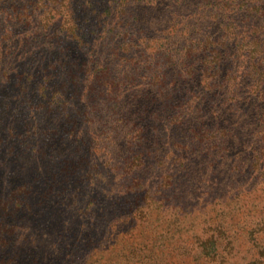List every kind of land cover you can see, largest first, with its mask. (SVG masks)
Listing matches in <instances>:
<instances>
[{"label":"rangeland","instance_id":"374dc122","mask_svg":"<svg viewBox=\"0 0 264 264\" xmlns=\"http://www.w3.org/2000/svg\"><path fill=\"white\" fill-rule=\"evenodd\" d=\"M204 2L0 0V264H264V49L225 29L263 34L264 0L188 39L217 75L136 76Z\"/></svg>","mask_w":264,"mask_h":264},{"label":"trees","instance_id":"16d2710c","mask_svg":"<svg viewBox=\"0 0 264 264\" xmlns=\"http://www.w3.org/2000/svg\"><path fill=\"white\" fill-rule=\"evenodd\" d=\"M220 1L227 0H205L202 6L197 10L195 15L188 16V18H186L180 25H176L173 27L175 33H173L172 35H170V31L168 32V34H166V32L160 33V38L163 42L159 45L157 51L153 52L151 56L149 55V57H146L143 62L141 60V63L139 62L137 64V68H140L143 73L139 71L138 73H136V76H142L143 79L147 81L148 86H154L156 89H160V93H165L167 91L168 85H171V80L169 79L176 73H179V71L188 78H191V76L193 75L194 70L191 65L181 66L183 59L189 58L192 52L201 53L199 57L202 61L200 63V66H202L203 74L211 72L213 73L214 68L218 67L220 60H223L225 58L230 59L231 54L230 52L226 51H220L212 58L208 53L210 46L212 47V43H210L207 38L204 41L202 40V44H197L196 46L192 45L191 41L188 42V39L190 38L193 40V37H195L194 35L198 32V30H200L201 28L204 29L203 27L206 26L209 20H211L215 16H218L219 10H222L223 7H225L224 5L228 3L226 2L223 5L220 3ZM256 1H258L259 4L258 8H260L263 0ZM258 8L255 10L257 11ZM249 17L250 16H245L246 19L243 20L242 24H233L231 27H228L227 24L225 26L226 30H232L230 34H232L233 39L237 41L236 55L234 56V58H231V61H235L240 58L253 59L255 56H257V54L261 53L262 49H264V33H261V28L257 27V25L252 27L254 33L251 36V41H249L248 43L246 42L245 44L244 40L246 39V36L244 33H242L241 30H243L244 25L246 24V22H248ZM109 23H111V21ZM225 29H223L222 39L220 40L221 46H225L226 44L224 43H228V41L232 38L227 37V32L224 33ZM248 45H251L253 50H244V47ZM154 54L155 56L152 57ZM211 65L214 66L211 67ZM263 66V64L260 65L258 62H256L253 66L255 69L253 73L255 74L256 70H259V68L264 69ZM215 73L217 75L218 70L216 72L214 71L213 74L215 75ZM76 76L77 75H72V80H76ZM208 77L209 76L205 78ZM190 101H192L191 98L189 101L187 100L186 103ZM190 107L193 106L190 105L189 108ZM136 123H138V121L133 122L131 125L127 123V125H130V131L134 129ZM123 124H126V121H121L120 129L123 128ZM115 126L118 127L119 123H115ZM229 137L230 136H226V138Z\"/></svg>","mask_w":264,"mask_h":264}]
</instances>
